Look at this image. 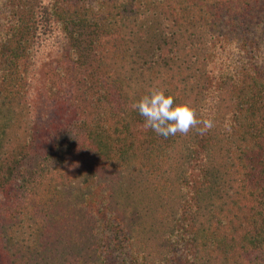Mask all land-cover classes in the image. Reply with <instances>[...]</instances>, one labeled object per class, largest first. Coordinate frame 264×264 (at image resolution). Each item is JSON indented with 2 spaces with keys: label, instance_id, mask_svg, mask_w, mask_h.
<instances>
[{
  "label": "trees",
  "instance_id": "obj_1",
  "mask_svg": "<svg viewBox=\"0 0 264 264\" xmlns=\"http://www.w3.org/2000/svg\"><path fill=\"white\" fill-rule=\"evenodd\" d=\"M4 1L0 264H264V0Z\"/></svg>",
  "mask_w": 264,
  "mask_h": 264
},
{
  "label": "clouds",
  "instance_id": "obj_2",
  "mask_svg": "<svg viewBox=\"0 0 264 264\" xmlns=\"http://www.w3.org/2000/svg\"><path fill=\"white\" fill-rule=\"evenodd\" d=\"M131 108L143 117L145 129H151L164 137L177 133L187 135L196 129L203 134L214 127L211 118H199V113L190 99L176 102L165 87L157 82L135 101Z\"/></svg>",
  "mask_w": 264,
  "mask_h": 264
},
{
  "label": "rangeland",
  "instance_id": "obj_3",
  "mask_svg": "<svg viewBox=\"0 0 264 264\" xmlns=\"http://www.w3.org/2000/svg\"><path fill=\"white\" fill-rule=\"evenodd\" d=\"M3 3L5 5H8L5 3V1L3 0ZM4 6V5H3ZM6 13L5 14H2L0 13V20H3L5 17H6ZM38 108H39V113L41 115V119L43 120V122H46L47 118L52 114V103L47 99L46 96H43L40 101H39V105H38Z\"/></svg>",
  "mask_w": 264,
  "mask_h": 264
}]
</instances>
